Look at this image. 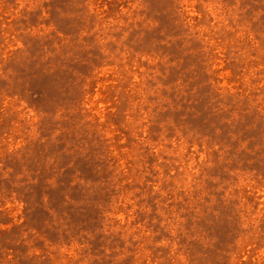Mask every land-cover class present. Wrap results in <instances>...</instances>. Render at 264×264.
I'll return each instance as SVG.
<instances>
[{
  "label": "rangeland",
  "instance_id": "obj_1",
  "mask_svg": "<svg viewBox=\"0 0 264 264\" xmlns=\"http://www.w3.org/2000/svg\"><path fill=\"white\" fill-rule=\"evenodd\" d=\"M0 264H264V0H0Z\"/></svg>",
  "mask_w": 264,
  "mask_h": 264
}]
</instances>
